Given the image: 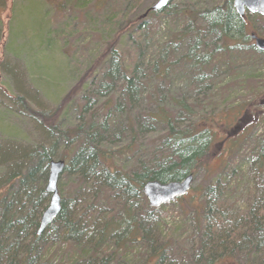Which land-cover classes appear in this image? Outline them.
<instances>
[{
    "label": "trees",
    "instance_id": "1",
    "mask_svg": "<svg viewBox=\"0 0 264 264\" xmlns=\"http://www.w3.org/2000/svg\"><path fill=\"white\" fill-rule=\"evenodd\" d=\"M175 2L172 0L161 13L149 8L145 14L149 22L160 17L180 19V15L188 22L168 42L167 49L175 51L185 44L188 33H193L194 44L180 58L184 63L177 64L194 67L192 83L215 84L224 68L232 69L234 61L245 55H250L248 61L264 62V53L251 40L252 34L264 38L263 34L255 30L248 15L241 18L236 13L233 0L203 9L187 7L180 12H175ZM139 20L134 23L135 31L147 24ZM217 58L222 59L220 64ZM174 66L168 62L159 64L158 78L166 79ZM138 71L139 68L132 72L117 70V65H110L97 89L88 86L83 92L82 104L75 107L78 122L71 127L57 124L67 115L31 112L19 98L45 130L51 145L0 152V167L5 165L1 162L11 164L9 175L0 179V264H252L253 255L264 242V209L255 208L236 222L230 220L227 195L240 174L225 172L239 143L232 140L219 157H215L213 145L218 144L220 133L238 127L249 113L258 111L257 107L250 111V102L244 103L232 114L228 110L196 123L195 106L172 99L176 112L158 106L146 115L149 127L131 113L122 120L121 105L113 101L111 90L115 82L125 83V99L130 105L136 104ZM258 78L251 75L243 83L251 84ZM206 87L211 89L209 84ZM93 91L103 99V119H98ZM78 93L68 98L72 100ZM200 104L195 105L199 108ZM116 126L119 132L113 138L110 133ZM155 126L162 127L159 135ZM148 135L156 136L151 153L142 142ZM227 139L228 136L224 141ZM55 160L66 162L58 184L61 212L56 222L38 236L41 217L51 200L46 186L50 163ZM214 161L219 162L215 169ZM261 164L259 157V173ZM201 170L208 179L217 175V186L207 188L213 197L202 201L203 189L186 205L195 213V219L172 222L173 232H164V210L168 205L152 209L143 194L144 187L150 182L168 184L189 176L195 179ZM65 178L72 179L68 189L64 188ZM184 198L179 200L185 204L188 199ZM189 223L192 232H188Z\"/></svg>",
    "mask_w": 264,
    "mask_h": 264
},
{
    "label": "rangeland",
    "instance_id": "2",
    "mask_svg": "<svg viewBox=\"0 0 264 264\" xmlns=\"http://www.w3.org/2000/svg\"><path fill=\"white\" fill-rule=\"evenodd\" d=\"M158 1L108 0L104 5V0H0V152L4 153L8 148L28 151L51 145L45 130L38 126L19 98L24 100L31 112L67 115L66 120L57 124L59 127H71L78 122L79 112L75 107L82 104L83 92L88 86L96 90L98 84L105 80L104 75L110 65L130 72L139 68L136 104L130 105L125 99V83L117 81L111 90L113 101L121 105L122 120L131 113L130 116L144 121L149 127L146 115L158 106L176 112L172 99L195 106L196 123L203 118H216L228 110L232 114L244 103L250 102V111L257 107L258 111L249 113L238 127L220 133L218 144L213 145L215 157H219L224 146L232 144V140L239 143L225 172L238 171L240 174V179L231 183L232 189L227 195L229 218L236 222L255 208L264 209V62L257 59L248 61L250 55H245L234 61L232 69L224 68L215 84L208 81L204 85L192 83L194 67L177 64L182 62L180 58L194 44V35L188 33L185 44L169 52L168 42L186 28L188 22L183 15L179 16L181 20L160 17L149 22L145 13ZM223 2L176 0L175 12L187 7L209 8ZM143 15L144 19L139 20ZM248 18L264 37V20L251 14ZM137 19L138 23H147L141 31L134 30ZM199 53L202 54V51ZM221 61L217 58L216 63ZM167 62L176 66L162 80L158 78V67ZM251 75L259 78L251 84L243 83ZM207 84L211 89L206 87ZM76 92L79 93L70 100L68 97ZM92 93L95 95L98 119H103L104 113L100 110L103 99L95 91ZM67 98L68 102L63 105ZM197 102L201 103L199 108L195 105ZM153 128L158 132L156 135L162 132V127ZM118 132L116 126L110 134L115 138ZM222 136H228V139L224 141ZM155 138L151 135L142 138L148 153L153 151L152 141ZM259 157L263 165L260 173L257 171ZM1 163L5 165L0 167V179L11 172V164ZM218 164L214 161V169ZM207 177L201 170L184 198L188 199L185 204L180 200V203L168 204L164 210V216L167 215L162 227L164 232H173L172 222H180L183 218V221L189 219L190 222L195 219V213L186 205L203 189L202 201L213 197L207 188L217 186V175L210 176V179ZM230 179H227L228 182ZM63 184L65 189L70 188L72 179L65 178ZM147 203L149 205L148 200ZM190 224L188 232L193 231ZM259 245L252 264H264V242Z\"/></svg>",
    "mask_w": 264,
    "mask_h": 264
},
{
    "label": "water",
    "instance_id": "3",
    "mask_svg": "<svg viewBox=\"0 0 264 264\" xmlns=\"http://www.w3.org/2000/svg\"><path fill=\"white\" fill-rule=\"evenodd\" d=\"M171 1L159 0L158 3L152 6L151 11L156 13L163 12L168 8ZM234 7L241 18H244L246 14H256L264 17V0H234ZM251 40L259 51L264 52V38L252 34ZM65 170L66 162L62 160L50 163L46 192L51 196V200L48 208L41 217L38 236H41L55 223L61 212V196L59 194L58 184ZM193 181L194 177L189 176L181 182L168 184L150 182L144 187L143 194L146 196L151 208L159 209L162 206L174 203L187 196L191 190Z\"/></svg>",
    "mask_w": 264,
    "mask_h": 264
},
{
    "label": "bare ground",
    "instance_id": "4",
    "mask_svg": "<svg viewBox=\"0 0 264 264\" xmlns=\"http://www.w3.org/2000/svg\"><path fill=\"white\" fill-rule=\"evenodd\" d=\"M233 7H234V0H233ZM234 9H235V7H234ZM235 11H236V9H235ZM237 13V12H236Z\"/></svg>",
    "mask_w": 264,
    "mask_h": 264
}]
</instances>
